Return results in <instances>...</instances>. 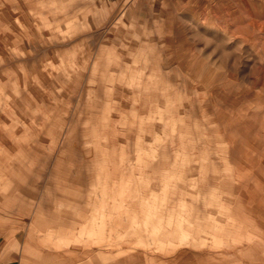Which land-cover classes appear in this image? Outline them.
Returning a JSON list of instances; mask_svg holds the SVG:
<instances>
[{
    "label": "rangeland",
    "instance_id": "374dc122",
    "mask_svg": "<svg viewBox=\"0 0 264 264\" xmlns=\"http://www.w3.org/2000/svg\"><path fill=\"white\" fill-rule=\"evenodd\" d=\"M0 264H264V0H0Z\"/></svg>",
    "mask_w": 264,
    "mask_h": 264
}]
</instances>
